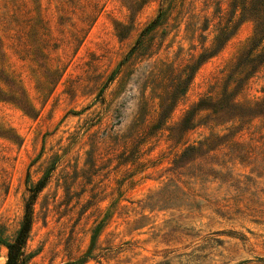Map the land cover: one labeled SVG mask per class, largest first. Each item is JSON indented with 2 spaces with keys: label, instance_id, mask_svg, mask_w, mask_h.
<instances>
[{
  "label": "rangeland",
  "instance_id": "1",
  "mask_svg": "<svg viewBox=\"0 0 264 264\" xmlns=\"http://www.w3.org/2000/svg\"><path fill=\"white\" fill-rule=\"evenodd\" d=\"M162 1L0 0V241L48 176L30 264L91 250L86 264H264V119L204 111L182 125L225 93L254 24L193 74L239 24L233 0H187L129 55ZM234 79L238 103L264 99V66Z\"/></svg>",
  "mask_w": 264,
  "mask_h": 264
},
{
  "label": "trees",
  "instance_id": "2",
  "mask_svg": "<svg viewBox=\"0 0 264 264\" xmlns=\"http://www.w3.org/2000/svg\"><path fill=\"white\" fill-rule=\"evenodd\" d=\"M186 1L187 0H163L158 15L144 29L136 47H134L129 55L135 52L137 46H141L145 37L164 26L174 12L177 10H185ZM231 7L233 11L229 23L232 24L234 18L239 16V24L237 26H232L233 28L230 25L222 28L219 35L214 39V48L200 55L199 60L192 67L193 74H195L208 59L214 57L223 49L226 43L233 37L239 25L245 21H251L254 24V35L250 46L238 58L222 97L217 100L207 98L199 101L192 109V113L190 114L191 118L184 119L183 126L193 120L194 117L200 116L204 111H211L214 115H220L222 118L229 119L230 122L241 121L242 123H246V120L253 121L258 118L264 119V99L254 104H240L236 101L237 95L234 92L228 93L229 86L233 83L235 77L238 78L236 80V82H238L237 89H240L244 81H248L264 66V0H233ZM204 30H208V27ZM123 65L124 63L121 64V66ZM241 76L244 77L242 78ZM113 80L114 76L109 79L110 82ZM204 145L205 142L201 147ZM47 182L48 176L28 189L30 196L26 201L23 220L15 238L12 241L1 239L0 243L7 248L8 252L6 264H30L34 258V255L29 253L27 248L33 227V208L39 193L46 187ZM102 229L103 226L101 225L97 229L95 237L100 234ZM91 259L92 250L78 261L66 264H86Z\"/></svg>",
  "mask_w": 264,
  "mask_h": 264
}]
</instances>
